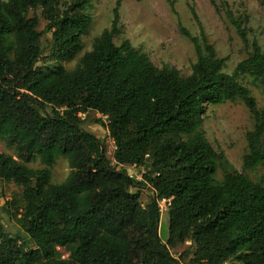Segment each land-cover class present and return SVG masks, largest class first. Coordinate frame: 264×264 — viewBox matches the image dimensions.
<instances>
[{"label": "trees", "instance_id": "trees-1", "mask_svg": "<svg viewBox=\"0 0 264 264\" xmlns=\"http://www.w3.org/2000/svg\"><path fill=\"white\" fill-rule=\"evenodd\" d=\"M91 2L0 1V140L16 153L0 152V180L21 188L4 211L18 230L7 232L0 218V264H264V185L238 171L216 181L223 154L200 128L206 106L241 101L253 120L242 169L264 163V106L241 82L264 81V51L249 37L248 17L211 0L247 50L231 73L201 24L198 35L179 26L196 54L187 76L168 63L155 66L127 39L116 45L121 0L110 27L73 69L38 67L44 54L65 61L80 53ZM88 111L104 118L97 123L113 141L115 164L83 127ZM59 157L69 173L54 184ZM36 159L42 167H29ZM131 166L142 168L141 179L127 173ZM144 189L152 192L145 205ZM161 201L166 239L159 235ZM186 242L187 261L171 253Z\"/></svg>", "mask_w": 264, "mask_h": 264}, {"label": "rangeland", "instance_id": "rangeland-1", "mask_svg": "<svg viewBox=\"0 0 264 264\" xmlns=\"http://www.w3.org/2000/svg\"><path fill=\"white\" fill-rule=\"evenodd\" d=\"M4 1V0H0ZM117 0H92L88 14L91 16L90 28L82 36V50L71 60L57 61L44 54L38 67H55L58 63L66 69H73L79 58L91 50L93 40L105 29L109 28L112 21L113 9ZM231 10L237 16L248 17V33L250 39H256L264 51V0H226ZM218 4V0H216ZM190 5L195 10V15L190 12ZM121 33L114 38V43L119 45L127 39L131 45L145 53L151 62L160 67L164 63L177 69L181 76L191 72V65L196 61V54L192 43L179 32V26L187 29L191 34H199V24L203 27L209 43H211L218 57H227L224 71L231 73L236 64L246 58L247 50L243 47L235 29L229 25L220 13L217 12L211 0H121L119 7ZM44 20L40 17L38 30H43ZM50 41V34L44 33L41 37L44 53H47L46 41ZM241 82L250 90L256 99L258 107L264 106V81L255 82L249 76H242ZM84 119L83 127L94 134L105 144L106 156L113 160L114 144L108 136L107 129L97 123L104 118L95 111H88L81 115ZM201 130L205 133L209 143L218 153L223 154V159L217 161L214 178L221 181L224 174L238 171L247 175L254 182L264 185V163L251 170L242 169V159L247 151L245 134L252 129L253 120L245 105L241 101L224 102L219 105L206 106L202 116ZM0 152L15 156V150L8 147L0 140ZM31 168H41L39 160L28 164ZM69 173L66 158L59 157L52 169L51 182H63ZM127 173L141 179V167H127ZM21 188L14 183L0 180V218L7 232H16L18 226L10 214H6L5 202L13 198H20ZM152 192L149 189L141 190L140 202L145 205L150 201ZM161 211L159 235L166 239L168 235V222L165 201L159 203ZM191 243L186 242L171 253L175 257L180 255L187 259L192 255ZM64 257L67 256L60 249ZM187 253V255H186Z\"/></svg>", "mask_w": 264, "mask_h": 264}]
</instances>
